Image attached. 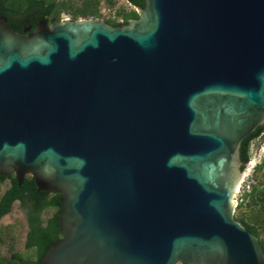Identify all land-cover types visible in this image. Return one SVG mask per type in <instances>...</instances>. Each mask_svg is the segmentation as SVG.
<instances>
[{"label":"water","instance_id":"obj_1","mask_svg":"<svg viewBox=\"0 0 264 264\" xmlns=\"http://www.w3.org/2000/svg\"><path fill=\"white\" fill-rule=\"evenodd\" d=\"M143 2L118 26L0 14V175L59 194L40 264H264L234 218L264 0Z\"/></svg>","mask_w":264,"mask_h":264},{"label":"trees","instance_id":"obj_2","mask_svg":"<svg viewBox=\"0 0 264 264\" xmlns=\"http://www.w3.org/2000/svg\"><path fill=\"white\" fill-rule=\"evenodd\" d=\"M125 2L128 4L127 7L116 5V0H0V14L7 17V23L11 28L19 31L26 26H34L41 17H45L50 24L52 20H60L63 15L71 19L98 17L113 26H118L130 18L137 17L135 6L144 4L143 0H125ZM105 11L108 12L109 17H105ZM263 132L264 125L257 126L242 140L240 157L244 166L251 157V143ZM253 177L254 183L251 189L238 200L234 218L257 236L264 251V154L255 166ZM3 179L6 177L0 175V181ZM13 180L15 181L14 178ZM25 182L36 191L31 175L25 176ZM58 196L57 194L55 203L50 197L44 201L43 197H40L37 207L32 211L27 209L31 214V229L27 234L26 249L24 252H7L5 247H0V264H40L44 250L52 241L62 236L57 220ZM12 204L11 197H0V217L11 209ZM44 207L55 209L48 222L40 218ZM0 242H2L1 238ZM34 245L36 247H32Z\"/></svg>","mask_w":264,"mask_h":264},{"label":"rangeland","instance_id":"obj_3","mask_svg":"<svg viewBox=\"0 0 264 264\" xmlns=\"http://www.w3.org/2000/svg\"><path fill=\"white\" fill-rule=\"evenodd\" d=\"M116 5L124 7L128 6L125 0H116ZM104 14L105 17H109L108 12L105 11ZM250 152L251 157L245 164L244 170L249 169L252 164L258 163L262 158L264 154V132L251 143ZM5 182L8 181L5 180ZM54 210V208L42 209L40 218L45 221V219L53 214ZM26 215L27 209L22 208L18 202H14L11 209L0 217V238L2 240V242H0V247H5L7 252H24L26 249V247H24L25 235L30 228L27 224Z\"/></svg>","mask_w":264,"mask_h":264},{"label":"flooded vegetation","instance_id":"obj_4","mask_svg":"<svg viewBox=\"0 0 264 264\" xmlns=\"http://www.w3.org/2000/svg\"><path fill=\"white\" fill-rule=\"evenodd\" d=\"M4 177H6V179H3L0 181V184H1L0 197H2V196L11 197L12 203L18 202L22 208H26L29 211H32V209H34L35 207L38 206V202L40 201V197H43V201L47 197H50L51 200L55 203L56 195L58 193H56V192L54 193L53 191H48V190L47 191L38 190L34 184L33 185L35 186L36 191H33L31 185H28L25 182V178L21 184H18L16 182V180L14 181L13 180V178H14L13 173H10ZM5 180L8 182H5ZM58 198H59V196H58ZM45 209L46 208L44 207L43 210H45ZM50 217H52V215H50L47 219H45V222L46 221L48 222V219H50ZM30 219H31V214H29V221H30ZM29 227H30L29 228V230H30L31 229V223H29ZM32 247H36V246L34 245Z\"/></svg>","mask_w":264,"mask_h":264},{"label":"built area","instance_id":"obj_5","mask_svg":"<svg viewBox=\"0 0 264 264\" xmlns=\"http://www.w3.org/2000/svg\"><path fill=\"white\" fill-rule=\"evenodd\" d=\"M256 164L257 163L252 164L249 169L244 170L243 179H242V181L238 187V190H237V198H238L237 201L241 198V196L244 193L249 192V190L251 189V186L254 183L253 172H254Z\"/></svg>","mask_w":264,"mask_h":264}]
</instances>
